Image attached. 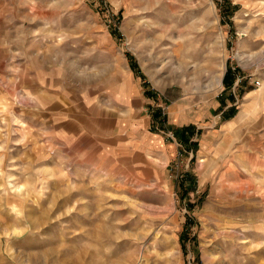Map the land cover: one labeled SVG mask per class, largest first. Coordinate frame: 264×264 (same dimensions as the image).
<instances>
[{
	"label": "rangeland",
	"instance_id": "1",
	"mask_svg": "<svg viewBox=\"0 0 264 264\" xmlns=\"http://www.w3.org/2000/svg\"><path fill=\"white\" fill-rule=\"evenodd\" d=\"M227 1L0 0V264H264V183L167 118L207 111L237 50L264 77V0ZM135 87L174 147L156 170L118 137Z\"/></svg>",
	"mask_w": 264,
	"mask_h": 264
},
{
	"label": "crops",
	"instance_id": "2",
	"mask_svg": "<svg viewBox=\"0 0 264 264\" xmlns=\"http://www.w3.org/2000/svg\"><path fill=\"white\" fill-rule=\"evenodd\" d=\"M239 53L240 50H237L228 56V76L223 83V74L222 88L207 111L191 114L184 105L172 106L167 118L170 117V127L176 130L178 136H184L188 143L193 144L197 157L208 158L211 166L224 162L226 169L242 171L250 183L257 180L264 183V77L243 72V66L237 62ZM233 62L238 67L236 70H233ZM256 80L259 81L258 86L253 84ZM142 93L149 97L147 91ZM56 97L61 101L60 96ZM147 97L140 95L135 87V91L126 98L129 107L119 111L126 110L132 119L128 122V134L118 137L123 138L122 144L129 151L126 155L140 156L145 167L156 170L169 163L174 147L164 144L158 135L149 131L150 116L145 112V105H149L151 100ZM156 107L159 105L156 104ZM155 111L159 114L157 120L153 118ZM155 111L151 114L152 122L163 125L165 118L162 110L156 108ZM205 124L210 129L209 136L200 139ZM133 125L140 126L141 130L138 133L137 130H130ZM199 163L202 166L203 160Z\"/></svg>",
	"mask_w": 264,
	"mask_h": 264
},
{
	"label": "trees",
	"instance_id": "3",
	"mask_svg": "<svg viewBox=\"0 0 264 264\" xmlns=\"http://www.w3.org/2000/svg\"><path fill=\"white\" fill-rule=\"evenodd\" d=\"M225 3H227V5H229L228 1L225 0ZM228 73H229V69L226 70L224 76H223V80L222 82L224 83V81L226 80L227 76H228ZM159 114H158V111H155L154 115H153V118L155 120H157ZM174 134H175V138L177 139V141L180 143V144H188V150L189 151H195V148L193 147V144L192 143H188V140L184 138V136H178L177 132L175 129H172Z\"/></svg>",
	"mask_w": 264,
	"mask_h": 264
},
{
	"label": "built area",
	"instance_id": "4",
	"mask_svg": "<svg viewBox=\"0 0 264 264\" xmlns=\"http://www.w3.org/2000/svg\"><path fill=\"white\" fill-rule=\"evenodd\" d=\"M254 84H255V86H258L259 85V81H254ZM163 115V114H162Z\"/></svg>",
	"mask_w": 264,
	"mask_h": 264
}]
</instances>
